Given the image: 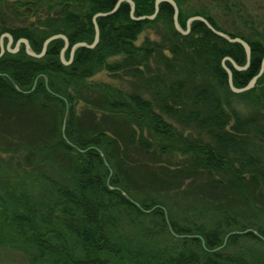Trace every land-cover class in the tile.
Wrapping results in <instances>:
<instances>
[{
  "label": "trees",
  "instance_id": "16d2710c",
  "mask_svg": "<svg viewBox=\"0 0 264 264\" xmlns=\"http://www.w3.org/2000/svg\"><path fill=\"white\" fill-rule=\"evenodd\" d=\"M132 1L134 17L154 14L155 0ZM174 1L183 31L190 17L201 16L230 38L245 41L250 47L248 67L236 70L225 59L245 65L240 43L215 35L200 21H193L187 34L179 33L173 24V8L167 2L158 5L153 19L143 20L131 19L129 4L121 2L115 13L96 18V46L77 48L67 65L60 60L62 39L51 41L41 58L28 55L23 44L17 52L5 51L0 56V138L5 135V140L10 134L18 137L16 145L29 151L24 159L31 157L32 161L40 156L41 161L57 153L70 166V171L64 168L57 178L46 177L53 192L47 200L32 199L25 190L8 189L9 180L0 176L5 193L4 198L0 196V217L12 232V238L8 237L28 247L35 259L46 258L53 264H248L228 253L226 247L240 239L264 243V225L254 224L256 219L250 214L245 220L236 207L239 204L247 211L256 205L255 210L264 216V70L253 88L237 94L229 89L222 65L231 70L235 88L245 87L260 71L264 43L220 28L206 9L185 15L184 1ZM116 2L0 0V36L11 35V48L25 38L38 54L45 39L63 34L69 43L64 52L68 61L72 45L93 43L92 17L110 12ZM32 14L42 18L27 23L25 17ZM153 25L158 27L161 41L145 39L137 45L144 28ZM7 42L4 37V46ZM109 57L120 60L109 64ZM102 69L124 70L140 79L153 104L137 94L86 83ZM92 88L99 91L101 99L86 112L88 125L83 128L76 106L92 103L84 95ZM233 98L256 105V114L239 118L232 107ZM99 112L129 132L123 137L119 128L98 122ZM163 115L206 130L211 141L183 139ZM231 118L235 125L227 129ZM44 127L48 137H43ZM143 129L159 138L156 149L160 153L168 149L181 152L190 156L195 171L218 175L201 185L199 193L210 206L199 211L198 221L170 216L166 221L163 204L151 196L135 198L124 178L111 173L116 164L128 166L125 159L146 154L150 143L135 138L136 130ZM28 140L36 144L28 147ZM152 153L156 159L161 156ZM143 174L148 178L154 175L148 169ZM146 218L159 222L169 240L162 237L163 241L155 242L159 233L144 226ZM126 219L141 225L148 242L127 246L116 237Z\"/></svg>",
  "mask_w": 264,
  "mask_h": 264
},
{
  "label": "rangeland",
  "instance_id": "374dc122",
  "mask_svg": "<svg viewBox=\"0 0 264 264\" xmlns=\"http://www.w3.org/2000/svg\"><path fill=\"white\" fill-rule=\"evenodd\" d=\"M12 1V0H7ZM183 13L186 15L193 11L206 9L208 13L216 21L217 25L229 32L239 33L247 38H254L264 43V0H183ZM41 16L27 15L25 17L27 23H37ZM160 42V32L156 25L147 26L138 36L136 44L139 45L143 40ZM120 60V57H109L107 63L112 64ZM153 65V64H152ZM87 84L92 85H108L115 89H119L125 94H137L143 99L148 100L153 104V100L146 90L144 84L137 77L126 73L124 70H117L114 72L102 69L99 72L86 79ZM255 86V85H254ZM98 90L95 88L87 89L84 93L87 101H91L90 105L80 102L76 106V114L80 117L82 127H87L89 115L87 111L91 110V106H97L98 100L101 98L97 96ZM98 97V98H97ZM89 106V107H88ZM232 107L239 118H249L256 114L257 106L249 105L239 100L232 99ZM89 108V109H88ZM108 114H98V122L105 121L120 129L121 135L124 137L129 131L121 129L116 120H111ZM163 118L171 124L174 131L178 133L183 139L186 138L192 141L210 142V135L206 130L194 127L191 125H182L174 118L163 115ZM114 122V123H112ZM235 122L233 118L227 124V129L233 128ZM12 127V126H11ZM10 130H13L12 128ZM43 137H48V131L43 128ZM2 135L0 138V176L3 179L9 180L8 189L15 188L16 191L25 190L29 195L36 199L47 200L52 196V185L47 181L46 177L57 178L64 168L70 171V166L65 163V160L58 154L50 157V159L39 161L40 156H35L32 161L28 155L27 148L20 149L16 144L19 140L15 135H7L5 140ZM14 136V137H13ZM142 137L144 141L147 140L150 145L148 151L140 155H133L132 159H125L128 166H121L116 164L111 173H115L123 177L124 183L127 185L129 192L137 199H154L166 208L165 219L167 216L180 218L184 220H197L201 218L199 211L201 209H208L210 205L206 204L203 193H199L203 188L201 185L209 180H214L218 177L217 174L209 175L202 171L192 168L191 158L181 152L167 150L160 153L157 150L159 140L154 138L153 134L148 130H136L135 138ZM159 139V138H158ZM29 146H34L36 141L28 140ZM152 147V148H151ZM123 147L119 148L120 150ZM152 151L157 155L161 154L160 158L153 157ZM133 153V152H132ZM156 157V156H155ZM124 160V161H125ZM139 160V164L136 161ZM138 162V161H137ZM134 164V165H131ZM147 167V168H146ZM145 169L154 173L152 178L144 176ZM179 171L181 173H179ZM61 172V173H60ZM148 172V171H147ZM163 172V173H162ZM165 173V174H164ZM39 174H44L40 176ZM36 176V177H35ZM175 185V187H173ZM202 187V188H201ZM201 188V189H200ZM211 192V191H210ZM0 196L5 197L3 187L0 185ZM8 205L10 203L7 202ZM254 205L251 209L243 211L239 204H236L238 210L241 212L240 216L248 221L249 214L256 220L252 221L254 224L263 226L264 216L257 210ZM183 217V218H182ZM185 217V218H184ZM0 217V264H53L49 259L37 260L34 258L33 252L23 244L10 240L8 235L12 238L11 230L3 223ZM136 222H131L129 219L122 221L120 227L116 231V237H121L124 244L137 246L142 242H148L145 238L143 230ZM146 228H151L153 232L159 233L155 236L158 241H163L162 237L169 236L162 231L159 222L154 219H147L144 221ZM155 225V227L153 226ZM163 232V233H162ZM264 244V243H263ZM257 241L250 239H240L235 243H231L226 247V251L232 255L244 259L248 264H264V245ZM171 246H174L172 243Z\"/></svg>",
  "mask_w": 264,
  "mask_h": 264
},
{
  "label": "water",
  "instance_id": "95a60500",
  "mask_svg": "<svg viewBox=\"0 0 264 264\" xmlns=\"http://www.w3.org/2000/svg\"><path fill=\"white\" fill-rule=\"evenodd\" d=\"M121 2H127L130 6V18L133 19V20H143V19H153L155 17V15L157 14L158 12V5L161 3V2H167L169 3L172 8H173V24H174V27L175 29L181 33V34H187V32L189 31V26L190 24L193 22V21H200L202 22L212 33H214L215 35L225 39L226 41L228 42H231V43H240L244 50H245V54H246V63L244 66L240 67L238 65H236L234 63V61L230 58H225L226 60H229L232 64V66L236 69V70H245L248 65H249V61H250V47L249 45L243 41L242 39L240 38H230L227 34L219 31V30H216L206 19H204L203 17L201 16H193V17H190L187 22H186V26H187V30L186 31H183L179 24H178V20H177V17H178V12H179V9H178V6L177 4L175 3L174 0H155L154 2V14H152L151 16H140V17H134L133 15V12H134V8H135V5H134V2L132 0H117V2L115 3L113 9L110 11V12H107V13H97L95 14L93 17H92V24L94 26V30H95V35H94V41L92 44L88 45L84 42H80V43H75L74 45H72L70 47V59L68 61H66L64 59V52L65 50L69 47V43H68V39L65 35L63 34H56V35H52L50 37H48L47 39H45L42 43V47H41V51L40 53H35L31 50L30 46H29V43L28 41L25 39V38H20L14 48H11V44H12V37L10 34L8 33H4L0 36V56H2L4 54L5 51L7 52H10V53H15L18 51V48H19V45L20 44H23L24 46V49H25V52L34 57V58H41L45 55L46 53V49H47V46L48 44L55 40V39H62L63 42H64V46L63 48L61 49L60 51V60L63 64L67 65L71 62V59L73 57V54L75 52V50L79 47H83V48H93L96 46V44L98 43V40H99V30H98V26H97V23H96V18L98 17H106V16H109L113 13L116 12L119 4ZM4 37H7L8 39V42L7 44L4 46L3 44V38ZM223 65V68L225 69L226 73H227V82H228V86H229V89L233 92V93H242V92H245V91H248L250 90L251 88L254 87L257 79L260 77V75L263 73V70H264V57L261 61V68H260V71L259 73L254 76L249 82L248 84L245 86V87H242V88H235L232 84V78H231V70L229 68H227L225 66V64H222ZM66 116H67V112H65V115H64V119H63V123H62V132H63V129H64V124H65V120H66ZM166 216V214H165ZM169 229H170V226L168 225Z\"/></svg>",
  "mask_w": 264,
  "mask_h": 264
}]
</instances>
